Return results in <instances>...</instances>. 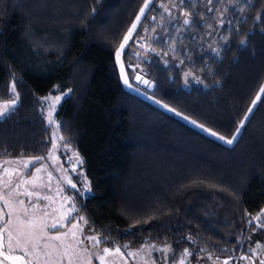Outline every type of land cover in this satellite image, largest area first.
<instances>
[{
  "label": "trees",
  "instance_id": "1",
  "mask_svg": "<svg viewBox=\"0 0 264 264\" xmlns=\"http://www.w3.org/2000/svg\"><path fill=\"white\" fill-rule=\"evenodd\" d=\"M177 1L153 0L122 55L173 114L126 90L116 60L146 0H0V102L13 84L18 96L0 118V159L42 164L53 145L42 97L68 91L56 119L80 158L84 182L63 189L74 216L101 246L164 244L170 263L187 249L196 264L264 240L252 220L264 209V94L248 111L264 87V0H183L168 14ZM170 18L169 39H154ZM138 37L156 50L147 61ZM177 113L240 134L228 145Z\"/></svg>",
  "mask_w": 264,
  "mask_h": 264
},
{
  "label": "rangeland",
  "instance_id": "2",
  "mask_svg": "<svg viewBox=\"0 0 264 264\" xmlns=\"http://www.w3.org/2000/svg\"><path fill=\"white\" fill-rule=\"evenodd\" d=\"M152 1L153 0H148L149 6ZM182 3L183 0H180L177 1L174 6L166 8L168 14H170L174 9L180 7ZM148 8L145 9V13ZM139 14L140 11L137 16ZM143 16H141L139 23H137L135 18L133 24L137 23V27L133 31L129 41L134 35H136ZM183 19L185 20L187 18L183 17ZM175 24V22H171V18L169 20L159 21V26L163 28L164 31L160 28L155 30L152 33L153 38L158 40L162 39L165 42L169 39L167 32L171 26H174ZM136 40L137 43L139 42L140 44L142 41H151V39L148 41L141 37H138ZM123 42L124 39L122 43ZM127 45L121 54V63L123 64L124 75L127 76L129 85H131L130 87L124 83V77L121 74V66L118 64L124 88L146 101L174 114V111H169V109H171L170 107L150 95L153 84L147 76V72L143 70L142 64L135 62V64H139L140 70H131L133 81L131 80V76L127 72V66L122 60V55ZM149 45L151 44L149 43ZM141 49L142 50L135 55L147 61L148 58L145 53L147 51L146 47L142 46ZM168 60L169 59H165V62H168ZM177 65H181L180 60L177 61ZM144 72H146V74ZM137 76L140 77L139 80L136 79ZM144 81H148L149 83L145 84ZM67 95L68 91H65L42 97L47 121L53 129V145L55 144V147L52 145L51 150L42 164L32 167L35 161L38 160L37 158L0 159V213L4 214L3 218L0 219V233H3L2 243L3 246L8 247V231H11L14 236L17 235L18 228H23L25 232L34 231L35 235L39 237V241L38 247L35 249H33L31 243L28 245V251L30 253L28 256L29 264H69V257H72V264H86L89 257L92 260V264H101L99 256L104 255L103 249L105 246H101L100 244L94 246L92 241L84 239L85 237L97 235L89 231L84 225V222L78 220V218L74 216V211L68 203L69 198H67L63 192V189L66 186L73 188L72 184H75L77 187V181L74 179V175L76 176L78 174V180L84 182L82 179V170L79 168L80 158L73 148L69 145L67 146L60 123L56 119L57 109ZM259 95L261 98L262 94L260 93ZM55 96H60L61 99L59 102L53 104ZM10 100H15L14 106L18 102L17 93L16 91L13 92L12 88L11 99L1 101L0 104L9 102ZM258 101L259 100L256 101V105ZM14 106L10 107V109L5 112L3 116H5ZM254 107H252V110ZM49 112L52 114V122L49 120ZM3 116H0V118ZM177 116L188 124L211 135V131H205L204 127H198V124L193 123L192 120L185 119L184 116L181 115ZM239 134L240 131L236 134V139ZM213 137L219 139V135ZM227 139L228 138H225V140L221 141L226 143L225 141ZM61 152L68 155L67 165H64L61 161ZM37 169L40 170L37 171ZM69 180H71V184L68 183ZM27 193H31V195H28ZM20 201H23L24 203L20 204ZM7 205H11V209H9ZM10 210L12 211V216L10 217L12 223L7 224L6 221L9 219L7 213ZM31 220L36 221L38 224L35 229L27 227V222ZM261 221H264V216H261ZM20 222L24 223L21 224ZM254 222L258 223L255 220ZM53 223L56 224V228L51 227ZM73 224H76L77 227L73 228ZM5 229H7V231H5ZM73 233H75V236H73ZM52 236H59L60 239H50L49 237ZM79 241H83V243H78ZM45 245H47V247H45ZM257 245H259V247ZM13 246H15V240H13ZM116 248L117 247L110 249L114 252ZM165 248L168 247L164 244L149 243L143 245L139 249H129L126 251H122L120 249L119 254L114 253L111 255H104L103 264H180V260L176 263H170V250L167 252L161 251ZM66 250L67 255H65ZM249 250L250 253L245 254L253 256L257 264H260V261L264 260V240L255 242ZM129 253H132L133 255H129ZM223 260L224 259L220 258H199L196 264H224ZM184 261L186 264V257H184ZM233 261L234 260L229 261L228 264H252L250 259Z\"/></svg>",
  "mask_w": 264,
  "mask_h": 264
},
{
  "label": "snow or ice",
  "instance_id": "3",
  "mask_svg": "<svg viewBox=\"0 0 264 264\" xmlns=\"http://www.w3.org/2000/svg\"><path fill=\"white\" fill-rule=\"evenodd\" d=\"M148 7H149V2H148V0H146L144 6L140 9V14L136 17L137 23H139L141 16L144 15L145 9H147ZM185 15L187 16L188 14L185 13ZM137 23L132 24L131 28L129 29L128 34L125 35V37H124V42L120 44L119 49L116 51V60H117V63L120 64V66H121V74L124 77V83L126 85H129V82H128L127 76L124 75L123 64L121 63V54H122L125 46L127 45L130 37L132 36L133 31L136 29ZM184 23L185 24H189L190 21L185 19ZM187 75H189V74H186V76ZM136 79L139 80L140 77L137 76ZM144 83L148 84L149 82L148 81H144ZM130 86L131 85H129V87ZM12 91L15 92V84L12 85ZM259 91H260L261 94H264V87H261ZM60 99H61L60 96H55L53 104H55L56 102H59ZM257 100H260V95H257L256 99L253 100V102H252L253 103V107L256 105V101ZM14 104H15V100H10L9 102H5L3 104H0V116H3L5 114V112H7L10 109V107L14 106ZM169 111H173V109H169ZM248 111H249V113H251L252 109L249 108ZM51 115H52L51 112H49V120H50V122H52L51 121ZM177 115H180V114L177 113ZM184 118L187 119V117H184ZM245 119H247V116L245 117ZM193 123H195V121H193ZM197 126L198 127H202L201 125H197ZM241 127H243V124H241ZM204 130L205 131H210L207 128H205ZM238 133H239V128L237 129V134ZM210 134L212 136H217V133L215 131H211ZM218 138L220 140H225L224 136H219ZM235 139H236V137L233 136L232 138L227 139L225 142L227 144H232ZM53 146L55 147V144ZM39 170L40 169H37V171H39ZM68 183L71 184V180H69ZM72 187L75 188L76 185L72 184ZM27 194L31 195V193H27ZM19 203L23 204L24 202L20 201ZM7 206L9 207V209H11V205H7ZM73 208H74V206H73ZM3 215H4L3 213H0V219L3 218ZM7 215L9 217V219L6 221V223L7 224H11L12 221H11L10 217L12 216V211L10 210L7 213ZM261 216H264V209L261 210L260 215H257V216L252 218V220H255V221L258 222V223L255 224V227H257V228H264V221H261ZM81 219H83V217H81ZM252 220L249 221L250 225L252 224ZM20 223L23 224L24 222H20ZM37 226H38V224L34 220H31V221L27 222V227H29L31 229H35ZM51 227L52 228H56V224L53 223L51 225ZM72 227L76 228L77 225L73 224ZM5 231H7V229H5ZM73 236H75V233H73ZM49 238L50 239H54V240L60 239L59 236H52V237H49ZM7 239H8V250H7L8 254H5L4 251H3V243H2L3 233H0V255H2L5 260L10 261L11 264H29V262L26 260V257H28L30 255V253L28 251V245L31 243L32 246H33V249L38 247L39 237L35 235V232L34 231L25 232L23 230V228H18L17 229V235H15V236L13 235V233L11 231H8ZM84 239L92 241L94 246L95 245H99L101 243V240L97 236L85 237ZM13 240H15V246H13ZM78 243H83V241H79ZM257 246L259 247V245H257ZM14 247H15V249L19 250V252L22 253V255H13L12 253L14 251ZM45 247H47V245H45ZM125 247H127V246H125ZM161 251L167 252V251H169V249L165 248V249H162ZM103 253H104V255H111V254H114V253L115 254H119L120 253V248L117 247L114 250V252H113L112 249H110L108 247H105L103 249ZM65 255H67V250L65 252ZM104 255L99 256V260L101 261V264H103ZM129 255H133V254L129 253ZM189 255H191V253H189L188 250L185 249L184 250V257H187ZM241 258L244 259V257H241ZM69 264H72V257H69ZM86 264H92V260H91L90 257L87 259ZM180 264H185L184 258H181ZM224 264H228V262L225 261ZM260 264H264V260H261Z\"/></svg>",
  "mask_w": 264,
  "mask_h": 264
},
{
  "label": "built area",
  "instance_id": "4",
  "mask_svg": "<svg viewBox=\"0 0 264 264\" xmlns=\"http://www.w3.org/2000/svg\"><path fill=\"white\" fill-rule=\"evenodd\" d=\"M150 42H146V41H142L141 44L138 42V44L140 45V47L142 46H145L146 47V52H152V53H155L156 50L154 48V46L151 44L149 45ZM142 45V46H141ZM127 69H130V70H140L139 69V64H135V63H128L127 64ZM146 74V72H144ZM129 91V90H128ZM130 92V91H129Z\"/></svg>",
  "mask_w": 264,
  "mask_h": 264
},
{
  "label": "crops",
  "instance_id": "5",
  "mask_svg": "<svg viewBox=\"0 0 264 264\" xmlns=\"http://www.w3.org/2000/svg\"><path fill=\"white\" fill-rule=\"evenodd\" d=\"M7 250H8V247L7 246H3V251H4L5 254H8ZM12 254L13 255H18V254L21 255L22 253H20L19 250L15 249V247H14V251H13ZM26 260L29 261V258L26 257ZM0 264H11V262L8 261V260H5L4 257L2 255H0Z\"/></svg>",
  "mask_w": 264,
  "mask_h": 264
},
{
  "label": "water",
  "instance_id": "6",
  "mask_svg": "<svg viewBox=\"0 0 264 264\" xmlns=\"http://www.w3.org/2000/svg\"><path fill=\"white\" fill-rule=\"evenodd\" d=\"M241 257H244V259H242ZM246 259H250L251 262H252V264H257L255 258L252 257V256H250V255H247V254H244V255H242V256L232 257V258H225L223 261H224V262H225V261L229 262V261H232V260L236 261V260H246Z\"/></svg>",
  "mask_w": 264,
  "mask_h": 264
},
{
  "label": "clouds",
  "instance_id": "7",
  "mask_svg": "<svg viewBox=\"0 0 264 264\" xmlns=\"http://www.w3.org/2000/svg\"><path fill=\"white\" fill-rule=\"evenodd\" d=\"M251 256V255H250Z\"/></svg>",
  "mask_w": 264,
  "mask_h": 264
},
{
  "label": "flooded vegetation",
  "instance_id": "8",
  "mask_svg": "<svg viewBox=\"0 0 264 264\" xmlns=\"http://www.w3.org/2000/svg\"><path fill=\"white\" fill-rule=\"evenodd\" d=\"M253 257V256H252Z\"/></svg>",
  "mask_w": 264,
  "mask_h": 264
}]
</instances>
